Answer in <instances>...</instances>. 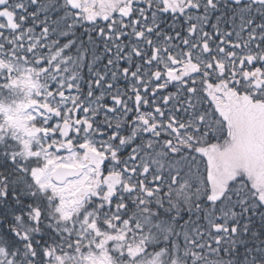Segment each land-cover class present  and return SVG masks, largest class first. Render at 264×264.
I'll use <instances>...</instances> for the list:
<instances>
[{"label":"snow or ice","instance_id":"snow-or-ice-1","mask_svg":"<svg viewBox=\"0 0 264 264\" xmlns=\"http://www.w3.org/2000/svg\"><path fill=\"white\" fill-rule=\"evenodd\" d=\"M0 264H264V0H0Z\"/></svg>","mask_w":264,"mask_h":264}]
</instances>
